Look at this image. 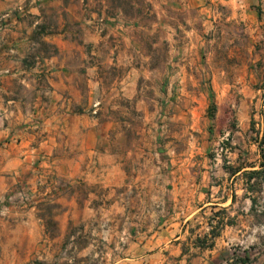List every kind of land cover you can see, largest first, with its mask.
<instances>
[{
	"label": "crops",
	"instance_id": "1",
	"mask_svg": "<svg viewBox=\"0 0 264 264\" xmlns=\"http://www.w3.org/2000/svg\"><path fill=\"white\" fill-rule=\"evenodd\" d=\"M108 1L0 0L24 8L0 32V264H185L188 222L225 203L187 144L208 58L178 52L176 31L190 48L213 29L248 35L256 96L264 0H180L183 22L176 0H151L149 21Z\"/></svg>",
	"mask_w": 264,
	"mask_h": 264
},
{
	"label": "rangeland",
	"instance_id": "2",
	"mask_svg": "<svg viewBox=\"0 0 264 264\" xmlns=\"http://www.w3.org/2000/svg\"><path fill=\"white\" fill-rule=\"evenodd\" d=\"M208 3L212 8L221 6L218 0H209ZM108 4L113 8H123L129 19L149 21L153 17L151 0H109ZM174 5L176 9L171 14L174 21L183 22L187 14L181 9L182 2L176 0ZM240 34L231 30H209L204 45L191 49L185 46L187 30L180 27L176 31L178 52H202L208 58V74L203 77L208 90L207 100L202 108L192 113L186 130L187 144L191 145L195 156L202 155L200 168L208 171L205 182L213 181L225 189L223 194H219L224 195L219 199L225 201L223 205L208 207L196 215V220L188 222V236L184 239L187 248L185 264H264V178L249 193L243 174L232 179L231 173L240 165L254 163L256 168L260 167L259 141L264 135V107H261L264 105V92L254 96L249 91L254 84L249 71L258 48L248 35ZM145 48L152 50L148 37ZM160 48L161 55L165 57L168 45L162 44ZM224 85L233 87L230 91L218 92ZM181 130V127H176L177 132ZM212 161L214 165H211ZM19 192L17 198L22 200ZM249 194L255 198L253 203ZM210 223L217 226L214 229L216 236H210L205 245L212 241L214 245L212 248L200 247L197 238H204L210 232ZM145 224H150V221ZM192 246L200 249H191ZM244 258L249 260L243 262Z\"/></svg>",
	"mask_w": 264,
	"mask_h": 264
},
{
	"label": "trees",
	"instance_id": "3",
	"mask_svg": "<svg viewBox=\"0 0 264 264\" xmlns=\"http://www.w3.org/2000/svg\"><path fill=\"white\" fill-rule=\"evenodd\" d=\"M259 147L261 148V155H262V159L260 161V167L259 168H255L256 164L252 163L251 165H249L251 168L246 169L242 172L244 178H245V183H246V188L248 190V192H252L254 190V188L256 187L257 184H259L262 179L264 178V135L261 139V141H259ZM244 166L240 165L235 167L233 170H231V173L235 174L238 171H240ZM255 179V180H254ZM256 181V182H254ZM236 192L233 193V196L235 197ZM250 199L252 200V203L255 201V198L252 194H249ZM211 224V223H210ZM211 230L209 233H207L204 238L202 237H198L197 240L200 242L198 245H200V247H213V241L210 244H207V246L205 245V242L209 239L210 236L215 237L216 234H214V229L217 226H213V224H211ZM249 258H244L243 262L248 261Z\"/></svg>",
	"mask_w": 264,
	"mask_h": 264
},
{
	"label": "built area",
	"instance_id": "4",
	"mask_svg": "<svg viewBox=\"0 0 264 264\" xmlns=\"http://www.w3.org/2000/svg\"><path fill=\"white\" fill-rule=\"evenodd\" d=\"M24 8L21 6L16 7L14 10L4 12L0 14V31L6 29L12 20V18H17L23 13ZM99 102H95L93 104V108L91 109L92 114H97L99 111ZM19 196L22 200H27L30 198V193L28 190H22L19 192Z\"/></svg>",
	"mask_w": 264,
	"mask_h": 264
}]
</instances>
